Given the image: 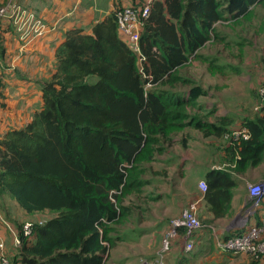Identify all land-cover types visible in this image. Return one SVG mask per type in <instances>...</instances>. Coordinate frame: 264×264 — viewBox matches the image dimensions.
<instances>
[{
  "label": "trees",
  "instance_id": "1",
  "mask_svg": "<svg viewBox=\"0 0 264 264\" xmlns=\"http://www.w3.org/2000/svg\"><path fill=\"white\" fill-rule=\"evenodd\" d=\"M263 3L155 0L139 39L143 73L118 35L115 11L94 24L92 34L79 28L65 32L55 50V72L40 83L41 109L0 138V201L12 198L28 215L56 212L34 226L29 243L21 225L12 226L21 245L11 264H105L113 246L108 225L126 215L122 202L140 185L141 165L186 125L210 128L217 137L229 134L225 119L219 125L186 122L192 118L188 107L204 91L178 76L179 69L191 58L204 59L198 53L217 38L218 23L249 19L252 8ZM187 83L188 96L175 93ZM260 96L261 116L241 127L249 137L227 140V168L204 174L202 199L212 221L228 214L239 176L264 158V93ZM212 221L201 220L202 229Z\"/></svg>",
  "mask_w": 264,
  "mask_h": 264
},
{
  "label": "rangeland",
  "instance_id": "2",
  "mask_svg": "<svg viewBox=\"0 0 264 264\" xmlns=\"http://www.w3.org/2000/svg\"><path fill=\"white\" fill-rule=\"evenodd\" d=\"M215 30L217 38L198 53L204 59L191 58L179 69L178 76L190 80L204 91V95L188 107L187 111L194 119L186 122L219 125L225 119L230 125V134L233 130H240L246 120L261 116L259 88L264 79V3L252 8L249 19L222 21ZM190 87L189 83L178 85L175 93L188 96ZM226 135L217 137L210 128L202 130L186 125L172 134L173 140L163 144L164 151L156 152L151 162L141 165L138 169L140 185L122 202V206L128 208L126 215L119 223L108 225L113 246L105 264L154 261L163 231L187 207V193L192 182L188 179L180 181L184 169L191 165L203 168L207 163L213 168H227L228 165L223 164L225 149L229 146ZM183 140L185 143L182 144ZM252 168L251 176L264 175V158L258 166L247 170ZM242 177L247 176L243 174ZM261 181L264 179L258 182ZM258 182L246 180L243 185L246 193L249 184ZM55 215L56 212L43 211L28 220L43 223ZM198 245L195 238L193 251L179 254L172 264H264V259L255 262L247 255L219 254L214 249L204 254ZM11 252L18 253L13 240Z\"/></svg>",
  "mask_w": 264,
  "mask_h": 264
},
{
  "label": "crops",
  "instance_id": "3",
  "mask_svg": "<svg viewBox=\"0 0 264 264\" xmlns=\"http://www.w3.org/2000/svg\"><path fill=\"white\" fill-rule=\"evenodd\" d=\"M13 0H0V6ZM26 13L33 12L47 25L42 37L22 41L12 20L0 21V138L11 129H20L30 122L33 114L43 105L40 83L51 78L55 72V50L64 41V34L72 28L82 29L86 34H92V26L105 19L117 6H132L145 3L147 0H17ZM25 15V14H24ZM210 163L203 168L191 165L185 168L183 177L192 182V188L187 193V205L198 202L197 216L203 221H212V215L207 210L198 188L204 174L211 169ZM254 168L246 170L247 177L239 176V184L233 189L231 209L221 219L205 223L204 228L196 236L198 248L203 253H209L214 248V235L210 227L216 228L217 234L230 236L241 230V218L245 207L249 204L248 194L243 185L246 180L258 182L264 175L251 176ZM249 173V175H248ZM248 177L250 179H248ZM10 209V212H9ZM0 211L11 226L20 227L29 217L20 210L16 202L9 197L0 201ZM264 214V200L255 215L247 220V225L258 222ZM13 227V228H14ZM164 232V231H163ZM12 235L5 228H0V239L6 245L10 260ZM172 252V253H171ZM167 263L184 254L179 242H175ZM219 253V252H218ZM229 254V253H219ZM233 255V254H229ZM243 255V254H239ZM16 256V254H15ZM15 261V258L14 260ZM264 263V261H262Z\"/></svg>",
  "mask_w": 264,
  "mask_h": 264
},
{
  "label": "built area",
  "instance_id": "4",
  "mask_svg": "<svg viewBox=\"0 0 264 264\" xmlns=\"http://www.w3.org/2000/svg\"><path fill=\"white\" fill-rule=\"evenodd\" d=\"M154 1L155 0H147L143 4L123 6L114 10L118 35L135 55L140 73H143L142 64L145 58L141 53L139 39L144 23L148 17L151 4ZM1 20H12L14 25H16L19 39L22 41L42 37L47 29V25L39 16L33 12L26 13L21 9L17 0L0 6V21ZM143 77L147 78L148 76L143 75ZM147 86L150 85L147 84L146 87ZM259 90V93L263 95L264 79L262 80V87H260ZM248 137L249 134L245 128L233 130V132L226 135L229 143L232 139H247ZM198 188L202 193L205 192L206 183L204 180L199 181ZM248 199L249 204L245 207L242 214L239 227L241 230L239 232L222 238L217 234L216 228L210 227V230L215 236L214 246L219 253H229L233 255L243 254L255 260H259L264 258V214L260 217L258 222L252 225H247V220L253 217L256 211L261 207L262 201L264 200V181L248 185ZM197 205L198 202L196 201L188 204L178 216L169 222L160 239L159 249L154 261L145 264H165L175 242H179L183 253L188 254L193 251L195 238L203 227L197 216ZM36 224L40 225L42 222H32L28 220L21 224L20 232L23 239L28 243L33 239V229ZM0 228H5L11 232L14 247L19 248L21 245L19 233L13 229L10 223H8L1 214ZM0 264H11L6 251V245L1 239Z\"/></svg>",
  "mask_w": 264,
  "mask_h": 264
}]
</instances>
